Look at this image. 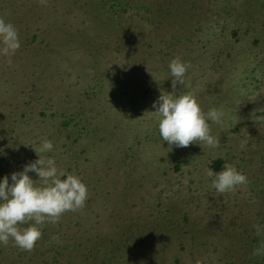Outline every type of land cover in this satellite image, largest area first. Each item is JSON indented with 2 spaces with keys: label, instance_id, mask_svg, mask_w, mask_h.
Masks as SVG:
<instances>
[{
  "label": "rangeland",
  "instance_id": "374dc122",
  "mask_svg": "<svg viewBox=\"0 0 264 264\" xmlns=\"http://www.w3.org/2000/svg\"><path fill=\"white\" fill-rule=\"evenodd\" d=\"M0 18L20 38L0 55V174L47 138L87 187L31 251L0 244V264H264V0H0ZM175 57L176 93L224 113L216 148L160 140L151 111ZM216 159L247 183L218 194Z\"/></svg>",
  "mask_w": 264,
  "mask_h": 264
},
{
  "label": "clouds",
  "instance_id": "9594fccd",
  "mask_svg": "<svg viewBox=\"0 0 264 264\" xmlns=\"http://www.w3.org/2000/svg\"><path fill=\"white\" fill-rule=\"evenodd\" d=\"M19 47L18 29L0 18V55L11 57ZM187 68V62L179 57L170 60L168 72L173 92L160 94L158 103L153 102L154 111L151 112L156 116L160 140L165 141L169 149L186 148L195 141L216 148L219 139L211 134L209 121L220 124L224 113L216 108L203 111L190 91L176 93V85L183 84ZM52 148V142L45 138L34 150L37 159L24 164L18 171L0 174V244H7L11 239L17 248L31 251L41 236L44 223L55 224L63 213L84 206L86 185L79 176L57 167L55 160L47 155ZM29 173H35L37 179ZM206 175L218 194L231 192L247 183V177L229 162L215 172L209 168ZM253 228L257 235H264V225ZM252 254L264 256V240L257 244Z\"/></svg>",
  "mask_w": 264,
  "mask_h": 264
},
{
  "label": "trees",
  "instance_id": "16d2710c",
  "mask_svg": "<svg viewBox=\"0 0 264 264\" xmlns=\"http://www.w3.org/2000/svg\"><path fill=\"white\" fill-rule=\"evenodd\" d=\"M222 166H223V161L221 159H216L212 161V165L210 166V168L215 172V171L220 170ZM132 248L134 249L135 247H132Z\"/></svg>",
  "mask_w": 264,
  "mask_h": 264
}]
</instances>
